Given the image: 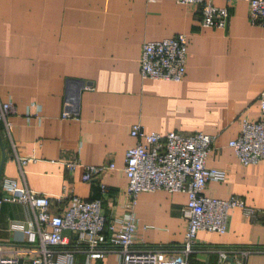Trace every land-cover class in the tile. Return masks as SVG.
<instances>
[{"label": "crops", "instance_id": "crops-1", "mask_svg": "<svg viewBox=\"0 0 264 264\" xmlns=\"http://www.w3.org/2000/svg\"><path fill=\"white\" fill-rule=\"evenodd\" d=\"M211 3L227 6L222 29L202 27L196 9L174 0H0V102L14 109L8 118L14 153L29 159L22 167L24 183L49 199L51 212L66 208L71 196L98 199L106 220L125 210L124 153L134 144L133 124L160 135L212 136L205 165L225 177L207 181L202 193L237 196L255 209L258 220L251 223L233 208L224 233L197 231L188 264L214 263L216 251L227 248L255 249L243 264H264V159L241 165L227 145L243 119H264L258 106L264 27L249 24L246 0ZM177 33L186 36L181 80L141 79V44ZM65 101L74 117H61ZM0 144L1 194L3 181L19 179L9 141L0 135ZM71 158L79 165L65 170L62 160ZM107 163L113 168L81 181L83 165ZM186 199L181 191L137 193L132 248H179ZM25 216L20 204H0L2 255L31 256L33 245L9 228ZM62 236L74 264H83L84 243L66 230ZM225 263L234 264L231 257ZM90 264H118V248L108 247Z\"/></svg>", "mask_w": 264, "mask_h": 264}, {"label": "built area", "instance_id": "built-area-1", "mask_svg": "<svg viewBox=\"0 0 264 264\" xmlns=\"http://www.w3.org/2000/svg\"><path fill=\"white\" fill-rule=\"evenodd\" d=\"M174 1L196 9L202 27L224 28L228 17L226 5L214 6L211 0ZM246 2L249 24L264 27V0ZM185 57L186 36L183 33L144 41L139 50V77L178 82L184 73ZM63 106L61 117H74V113L67 109L69 102L65 101ZM258 106L264 115V89L259 93ZM13 110L10 102H0V135L11 145L19 182L5 180L1 183L0 204L17 203L25 209L24 219L11 221L9 228L21 232L25 241L33 246L28 260L0 253V264H74L73 251L65 246L66 240L62 236L64 230L78 235V240L84 243L83 264L102 258L110 246L118 248V264H188L197 231L224 233L233 208H238L251 223L258 220L255 209L237 196L218 199L202 193L207 181H221L225 177L222 170L205 165L212 136L201 132L183 135L175 131L160 135L146 132L137 124L129 128L134 144L124 153L126 183L123 192L128 198L125 210L106 220L100 212L98 199L82 200L71 196L66 208L51 212L49 199L32 192L24 183L22 167L29 159L18 157L9 139L8 118ZM227 145L241 165L255 164L264 159V119H243L237 137L229 140ZM62 165L71 171L79 164L71 158L62 160ZM112 168V163L83 165L80 179L88 182ZM99 188L101 192L105 190L102 184ZM155 190L186 194V230L177 249L132 248L136 231V218L132 211L134 197L139 192ZM262 221L264 224V218ZM253 251L256 250L220 249L216 251V262L209 264H226L228 257L234 264H243Z\"/></svg>", "mask_w": 264, "mask_h": 264}, {"label": "water", "instance_id": "water-1", "mask_svg": "<svg viewBox=\"0 0 264 264\" xmlns=\"http://www.w3.org/2000/svg\"><path fill=\"white\" fill-rule=\"evenodd\" d=\"M0 152H1V156H0V165H1V162L3 160V150H2L1 144H0Z\"/></svg>", "mask_w": 264, "mask_h": 264}]
</instances>
